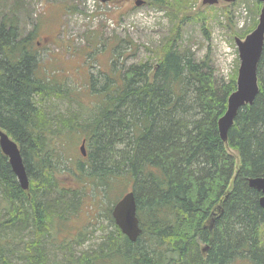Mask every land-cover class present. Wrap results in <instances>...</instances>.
Masks as SVG:
<instances>
[{
  "label": "trees",
  "instance_id": "1",
  "mask_svg": "<svg viewBox=\"0 0 264 264\" xmlns=\"http://www.w3.org/2000/svg\"><path fill=\"white\" fill-rule=\"evenodd\" d=\"M193 58L167 43L152 67L129 65L98 89L91 76L98 103L71 112L60 106L69 88L37 78L32 32L22 36L14 14L0 17V129L18 144L29 182L28 197L0 153V264H264L261 193L247 183L264 177V45L258 93L226 142L217 121L235 81L217 78L207 57ZM69 134L85 140L76 162ZM65 176L73 184L63 186ZM125 183L138 239L113 225L55 262L53 227L78 209L83 190L104 194Z\"/></svg>",
  "mask_w": 264,
  "mask_h": 264
},
{
  "label": "rangeland",
  "instance_id": "2",
  "mask_svg": "<svg viewBox=\"0 0 264 264\" xmlns=\"http://www.w3.org/2000/svg\"><path fill=\"white\" fill-rule=\"evenodd\" d=\"M142 1L134 6V0H0V17L14 14L20 34L32 32L39 59L37 78L70 90L71 99L60 101L63 110L96 105L98 98L89 91L91 76L98 89L104 76L118 78L129 65L152 67L167 43L193 59L207 57L217 78L235 81L239 60L234 39L243 40L255 29L260 2L235 0L206 6L202 0ZM66 140L67 156L78 161L81 136L69 134ZM60 179L65 187L74 182L67 176ZM130 188L125 183L114 184L104 194L83 190L78 209L53 227L55 233L52 229L47 247L61 255L55 262L113 230L111 202ZM79 240L84 243L80 247L75 244Z\"/></svg>",
  "mask_w": 264,
  "mask_h": 264
},
{
  "label": "water",
  "instance_id": "3",
  "mask_svg": "<svg viewBox=\"0 0 264 264\" xmlns=\"http://www.w3.org/2000/svg\"><path fill=\"white\" fill-rule=\"evenodd\" d=\"M102 2L108 0H101ZM235 0H202L203 5H216L219 2H234ZM261 9L256 28L243 40L235 38L239 67L236 78V89L227 98L225 113L218 119L217 128L222 142L227 141L228 130L232 127L237 112L244 106H250L258 93L257 65L264 45V0H258ZM134 4L140 6L142 0H135ZM81 156H85L84 142L79 147ZM0 152L8 159L11 171L18 179L21 191L29 196V182L22 161L20 149L8 134L0 129ZM249 187L261 193L259 205L264 209V177L249 178ZM111 215L120 232L134 243L141 234L138 218L136 216V203L133 193L125 194L113 207ZM205 249V248H204Z\"/></svg>",
  "mask_w": 264,
  "mask_h": 264
},
{
  "label": "bare ground",
  "instance_id": "4",
  "mask_svg": "<svg viewBox=\"0 0 264 264\" xmlns=\"http://www.w3.org/2000/svg\"><path fill=\"white\" fill-rule=\"evenodd\" d=\"M225 111H226V109H225ZM225 113V112H224ZM15 176V175H14ZM15 178H16V181H17V183H18V179H17V177L15 176Z\"/></svg>",
  "mask_w": 264,
  "mask_h": 264
}]
</instances>
